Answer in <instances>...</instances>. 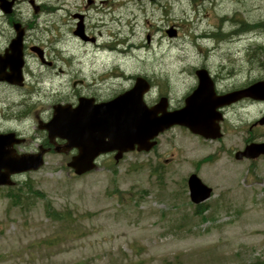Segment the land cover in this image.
Returning a JSON list of instances; mask_svg holds the SVG:
<instances>
[{
  "label": "rangeland",
  "instance_id": "obj_1",
  "mask_svg": "<svg viewBox=\"0 0 264 264\" xmlns=\"http://www.w3.org/2000/svg\"><path fill=\"white\" fill-rule=\"evenodd\" d=\"M163 1L164 11H115L96 44L72 40L65 24L53 29L44 17L42 35L47 44L68 37L85 77L146 74L171 91L172 104L202 64L223 88L264 79V0ZM243 112L228 113L216 140L174 126L151 151L117 163L102 156L80 176L68 156L48 153L40 169L0 186V264H264V155L238 162L231 154L241 147ZM191 172L212 189L201 204L189 198Z\"/></svg>",
  "mask_w": 264,
  "mask_h": 264
},
{
  "label": "flooded vegetation",
  "instance_id": "obj_2",
  "mask_svg": "<svg viewBox=\"0 0 264 264\" xmlns=\"http://www.w3.org/2000/svg\"><path fill=\"white\" fill-rule=\"evenodd\" d=\"M166 5L165 1L160 0H0V171L5 170L10 150L17 155L52 152V142L49 141L43 126L52 118L53 106L67 105L68 110L73 111L80 102L88 107L108 102L132 88L137 76H142L149 82V91L144 94L148 105L165 98L167 109L181 107L197 85L196 69L192 72L193 85L180 100L172 104L171 91H159L153 78L146 74L123 75L109 70V73L101 72L93 79L85 77L82 75L83 70L75 67V61L76 65L80 61L75 60L68 37L52 35L47 44L48 37L42 35L45 30L42 28L44 17L45 23L50 19L53 29L58 22L65 24L72 40H77L80 44H96L101 35L98 30L107 27L109 22L115 23V11L121 13L122 9L133 10L132 6L134 10L151 8L164 11ZM79 26L88 39L77 35ZM112 37L115 42V35ZM200 68L208 71L217 95L245 88L254 81L249 79L240 86L223 88L218 74L213 73L204 64L200 65ZM119 76L124 77L125 81L121 82ZM251 106L259 107L258 116L250 117ZM234 108H241L244 117L240 122L241 147L232 149V156L234 151L244 149L251 143L264 142V124L259 122L264 115V101L244 96L221 106L219 111L222 118L219 125L222 131L226 116ZM84 111L86 110L79 109L80 113ZM73 120L72 117L71 121ZM10 134H13V137H10ZM54 141L59 145L64 143L60 138H55ZM76 153L77 148L72 147L66 154L60 155L71 158ZM106 156H113V153ZM262 156L235 161L249 162ZM21 175L15 174L12 178Z\"/></svg>",
  "mask_w": 264,
  "mask_h": 264
},
{
  "label": "water",
  "instance_id": "obj_3",
  "mask_svg": "<svg viewBox=\"0 0 264 264\" xmlns=\"http://www.w3.org/2000/svg\"><path fill=\"white\" fill-rule=\"evenodd\" d=\"M169 36L175 30L166 31ZM77 35L88 39L81 26ZM198 84L185 98L181 108L167 110V101L161 98L148 106L143 95L149 90V83L143 77H136L132 88L119 94L112 100L84 106L80 102L73 111L67 105L53 106V115L44 124L49 139H64L63 145L54 146L55 152H68L76 147L77 154L67 162V166L76 175H81L95 168L94 160L99 154L113 152L114 159L121 158L123 152L130 150L148 151L156 143L155 137L174 125L184 126L192 133L206 139L221 137L218 121L222 118L218 107L230 104L249 96L256 100H264V80H257L245 88L235 89L222 95H216L212 81L203 68L195 71ZM80 110H86L82 113ZM81 116V117H78ZM72 117L74 118L71 121ZM264 124V115L259 120ZM13 137V134H10ZM53 142V141H52ZM43 151L37 154L16 156L9 151V160L5 171H0V185H12L11 175L27 170H37L43 164ZM264 154V142L251 143L243 150L235 153V159L255 158ZM2 163L0 164V168ZM190 200L201 203L211 195V187L192 173L187 179Z\"/></svg>",
  "mask_w": 264,
  "mask_h": 264
},
{
  "label": "trees",
  "instance_id": "obj_4",
  "mask_svg": "<svg viewBox=\"0 0 264 264\" xmlns=\"http://www.w3.org/2000/svg\"><path fill=\"white\" fill-rule=\"evenodd\" d=\"M244 24V25H243ZM239 26H245V27H247V28H249V27H255V26H257V25H255V26H251V25H249L248 23H246L245 24V22H240V25ZM257 48L259 49V51L262 53L263 52V54H264V46L263 45H258L257 46ZM13 199H15V195H10ZM50 215H53V217H56V218H58L57 216H59V215H62L61 213H59V212H56V211H50V213H49Z\"/></svg>",
  "mask_w": 264,
  "mask_h": 264
},
{
  "label": "bare ground",
  "instance_id": "obj_5",
  "mask_svg": "<svg viewBox=\"0 0 264 264\" xmlns=\"http://www.w3.org/2000/svg\"><path fill=\"white\" fill-rule=\"evenodd\" d=\"M206 34H203V36H205Z\"/></svg>",
  "mask_w": 264,
  "mask_h": 264
}]
</instances>
